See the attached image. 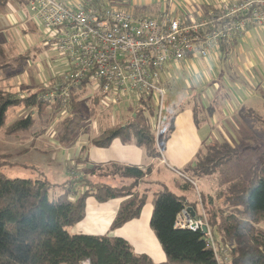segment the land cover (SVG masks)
I'll return each mask as SVG.
<instances>
[{"label": "trees", "instance_id": "obj_1", "mask_svg": "<svg viewBox=\"0 0 264 264\" xmlns=\"http://www.w3.org/2000/svg\"><path fill=\"white\" fill-rule=\"evenodd\" d=\"M4 1L0 0V4ZM234 41L231 40L230 45L220 43L219 49L228 50ZM90 81L89 76H85L75 84L65 82L54 93V103L61 105L66 97L65 101L72 109L63 120L60 141L70 144L76 137L74 134L78 131L81 118L76 112L75 96ZM43 93L37 91L19 96L0 88V127L4 125L6 113L11 107H36L41 112L49 103L43 101ZM153 104L151 97L140 100L124 124L103 130L98 137L90 140V144L107 147L118 138L142 148L151 158H161L162 149L173 130L174 114L166 117L165 125L156 137L151 123L155 116ZM198 109L194 106L195 116ZM34 124V115L28 114L16 119L9 126V132L26 131ZM234 153L235 147L226 141L204 145L186 170L194 175H209ZM149 171L150 167L142 169L118 163L92 167L87 176L56 184L62 192L51 199V184L47 180L8 178L0 173V264H220V260L222 264H264V228L261 227V222H264V174L261 173L248 175L243 185L229 187L226 206L231 208V212L220 223H215V217L211 219L212 215L209 216L214 221L209 223L213 245L201 230L175 225L177 215L187 206L185 196L166 188L155 192L149 227L165 255L162 263L154 262L145 253H136L123 237L109 233H71L68 230L84 218L85 201L90 196L98 202L121 199L110 230L138 218L146 202L145 192L134 190L130 184L113 186L97 178L116 176L133 179L135 183ZM76 181L84 191L72 197ZM191 186L192 183L187 180L180 188L189 190ZM208 197L205 207L210 210L217 200L213 202L211 195ZM190 205L195 210L194 203ZM222 251L224 257L221 259L219 254Z\"/></svg>", "mask_w": 264, "mask_h": 264}, {"label": "rangeland", "instance_id": "obj_2", "mask_svg": "<svg viewBox=\"0 0 264 264\" xmlns=\"http://www.w3.org/2000/svg\"><path fill=\"white\" fill-rule=\"evenodd\" d=\"M48 34L49 30L39 26L33 19L32 12L23 4V0H5L4 4H0V88L19 96L44 91L42 99L49 102L41 112L36 107L23 106L11 107L7 111L5 123L0 127V173L8 178L47 180L51 184V199L62 192L61 187L56 184L69 179L78 180L84 173L78 165L81 157L76 148L67 147L86 137L92 140L103 130L124 124L142 99L138 101L137 98L126 97L119 103L104 101L97 94L95 80H91L75 96L76 112L81 118L78 131L74 134L76 137L70 144L60 141L63 120L71 114L72 109L68 107L66 97L62 99L61 105L54 103V93L59 90V85L68 81V65L55 48V40L46 45ZM130 101L135 105L130 104ZM166 102L165 94L160 124L158 105L153 104L155 116L151 123L157 136L165 125L163 122L168 115L166 110L170 109ZM247 107L253 111L241 116L234 138L229 137V141L220 138L211 142L214 144L226 141L235 147L234 156L224 159L213 173L194 175L184 168L167 163L174 172L165 171V188L174 193H182L185 197L191 196L190 203H194L195 208L194 217H201L208 228L206 233L212 232L209 223L214 222L211 220L213 217L218 224L231 212V208L226 206L229 187L243 185L250 174H264V112L257 100H250L243 106ZM28 114L35 117V124L31 129L9 132V126L16 119ZM203 128L200 126V129ZM187 180L193 185L189 190L184 191L175 186V181L183 183ZM159 190L163 188L153 191ZM82 191L84 188L76 181L75 191L71 195L79 196ZM210 195L212 201L215 202L216 199L217 203L214 205L212 202L213 207L210 206V210H207L205 201ZM261 227L264 228V222H261ZM222 254L224 255L223 251L219 254L221 259L224 257ZM220 261L222 264L223 261Z\"/></svg>", "mask_w": 264, "mask_h": 264}, {"label": "crops", "instance_id": "obj_3", "mask_svg": "<svg viewBox=\"0 0 264 264\" xmlns=\"http://www.w3.org/2000/svg\"><path fill=\"white\" fill-rule=\"evenodd\" d=\"M28 1L23 0L27 7ZM62 1L73 4L82 0ZM96 1L133 11L137 15L156 16L168 11L172 16L182 18L207 14L222 2L233 0ZM233 40L235 41L228 50L215 49L206 57L199 54L189 55L183 60L171 62L163 67L161 84L166 90V103L170 107V111L167 109L166 112L167 116L174 114V117L173 130L165 142L161 158H151L142 148L133 143H124L118 138L107 147L90 144L89 137L67 147H75L77 154L80 155L78 165L84 171L83 176H87L92 167H103L110 163L135 165L142 169L150 167L144 178L135 183L133 179L116 176L97 178L113 186L130 184L134 190L145 192L146 202L138 218L110 230V224L121 199L98 202L90 196L85 201L84 218L68 228L71 233L92 235L109 233L112 236H120L132 245L136 253H145L156 263L165 261V255L149 227V218L153 194L157 192L153 190L166 187L163 177L166 170L174 172L167 163L186 169L193 163L196 153L204 145L220 138L227 141L229 137L234 138V131L238 128L241 116L249 114L248 112L252 110L249 107L243 108L250 100H257L264 112V28L249 29L241 37ZM130 104L135 105L132 101ZM194 106L199 108L197 116L194 113ZM200 126L204 128L200 129ZM181 184L175 181L177 188H180ZM176 194L184 196L182 193ZM186 199V207L193 212L190 205L191 196Z\"/></svg>", "mask_w": 264, "mask_h": 264}, {"label": "built area", "instance_id": "obj_4", "mask_svg": "<svg viewBox=\"0 0 264 264\" xmlns=\"http://www.w3.org/2000/svg\"><path fill=\"white\" fill-rule=\"evenodd\" d=\"M28 6L36 23L49 30L47 44L55 40L67 63V83L89 76L96 82L97 94L112 103L151 97L158 105V124L166 91L161 84L165 65L193 54L206 57L220 43L264 28V0L224 1L207 14L182 18L168 11L154 17L136 15L96 0L73 4L29 0ZM175 225L201 230L213 245L207 225L190 208L177 215Z\"/></svg>", "mask_w": 264, "mask_h": 264}, {"label": "water", "instance_id": "obj_5", "mask_svg": "<svg viewBox=\"0 0 264 264\" xmlns=\"http://www.w3.org/2000/svg\"><path fill=\"white\" fill-rule=\"evenodd\" d=\"M191 214L193 215L194 213L191 211ZM203 230H205V228H203Z\"/></svg>", "mask_w": 264, "mask_h": 264}]
</instances>
